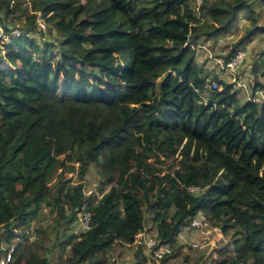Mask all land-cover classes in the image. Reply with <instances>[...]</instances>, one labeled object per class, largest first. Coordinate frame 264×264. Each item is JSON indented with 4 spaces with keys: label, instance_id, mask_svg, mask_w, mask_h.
<instances>
[{
    "label": "trees",
    "instance_id": "1",
    "mask_svg": "<svg viewBox=\"0 0 264 264\" xmlns=\"http://www.w3.org/2000/svg\"><path fill=\"white\" fill-rule=\"evenodd\" d=\"M38 12L58 58L39 42ZM0 14L21 31L0 49L7 264H107L132 246L131 264H264V50L247 99L197 57L201 37L232 31L241 15L250 25L224 64L264 40V0H0ZM91 167L109 186L102 195L85 192ZM46 205L55 227L30 241ZM83 212L89 228L68 233ZM199 214L223 237L191 258L178 236ZM144 234L172 252L155 257Z\"/></svg>",
    "mask_w": 264,
    "mask_h": 264
},
{
    "label": "rangeland",
    "instance_id": "2",
    "mask_svg": "<svg viewBox=\"0 0 264 264\" xmlns=\"http://www.w3.org/2000/svg\"><path fill=\"white\" fill-rule=\"evenodd\" d=\"M2 15V14H0ZM37 21L41 24L40 28L44 30V36H40L39 42L42 44L43 47H47L48 42H51L52 49L51 54L55 56V58L59 57V41L56 37L57 34L55 32H49L48 29H46L47 24L44 22L43 19L40 18V12H38ZM250 25V22L244 19L243 15H241L240 20L238 22V27L233 29L232 31H229L223 35H219L214 40H206L204 41V37H201V45L197 46V57L198 62L202 64L206 71H210L212 73H217L221 78L224 80H227L231 83H233L236 87V89L240 90V95L243 98H249L252 94V88L254 84V76H252V66L254 59L258 58L259 55L264 50V40L262 39L261 35H257L250 41L247 45L245 50L246 57L242 64H240L235 69H229L226 67V65L223 62V55H227L232 49H234L235 44L243 38L245 35V31ZM263 25V23H261ZM9 37H7L8 39ZM4 39L3 43H0V49L4 51V44L8 43V40ZM214 86V85H213ZM64 90V81L61 80L60 86H59V93L60 95L63 93ZM91 95H96L97 91L95 89H90ZM261 98H264V95H261ZM66 178H71L72 182H76L77 174H68ZM101 177L96 172L94 167H91L89 170L86 180H85V192L86 194L90 193H98L99 195H102L105 190L109 188V186H101ZM42 214V215H41ZM40 220L36 219L32 223V229L29 232L30 235V241H36L40 240L42 236L34 234V231L36 227L41 226L43 229L47 226H50V228L55 227L54 226V218L56 216V210L53 209L52 206H44L42 212L40 213ZM200 215V214H199ZM81 215H79L80 218ZM83 229L78 224V222L71 226L68 233L71 232H81ZM62 231V229H60ZM52 240L56 239V235L54 234V231L50 233ZM222 233L220 229H216L213 227H210L207 225L205 221L202 222V225L200 227H193L189 228L188 230L182 231L178 236V244L184 246V251L189 250V248H192L190 251L191 258H194L199 255V250H202L203 252H211L212 248L215 247L217 243H220L222 241ZM144 240V239H143ZM144 242V241H142ZM193 246V247H192ZM2 250H6L5 246H1ZM14 249V246H12L8 252L7 255L4 256L0 253V264H2V261H5V264H7V260L9 258V253H11ZM136 248L135 246L124 248L121 250L120 253H116L115 251H112L110 254V258L107 262V264H123L125 262H128L131 264L133 262V256ZM57 250L54 252H51V260H53V257L55 258V255H57ZM13 254V252H12ZM118 261V263H117ZM176 261V260H175ZM174 261V262H175ZM183 262L179 261L177 264H181ZM148 264H157L156 262H149Z\"/></svg>",
    "mask_w": 264,
    "mask_h": 264
},
{
    "label": "built area",
    "instance_id": "3",
    "mask_svg": "<svg viewBox=\"0 0 264 264\" xmlns=\"http://www.w3.org/2000/svg\"><path fill=\"white\" fill-rule=\"evenodd\" d=\"M196 6V8L199 7L200 4H202L203 0H192ZM198 11V10H197ZM39 25H41L39 23ZM21 31L18 28H13L11 31L7 32L5 30L4 24L0 21V38L2 39V41L4 39H7V37H18L20 36ZM9 38L7 40H9ZM246 54L245 52H243V50H240L236 56L226 64V67L229 69H235L236 67H238L240 64L243 63V61L245 60ZM214 85V86H213ZM212 87L216 88L217 84H213ZM195 189V188H192ZM80 218L78 219V224L81 226V228L83 230H86L89 228V224H90V213L89 212H83L82 214H80ZM204 221V217H202V215H198L196 218L193 219L192 222V226L193 227H200L202 225V222ZM144 236V243L145 246L147 248V250L151 251L155 257L162 259L164 258V256H166L167 254H170L172 252L171 247L168 244H163L160 240L156 239L153 236L150 235H143ZM13 252V251H12ZM11 253H9V258L7 261H9L11 259ZM6 259V258H5ZM4 259V260H5ZM2 261V264H5V261ZM118 263V261H117ZM123 264H129L128 262H125Z\"/></svg>",
    "mask_w": 264,
    "mask_h": 264
}]
</instances>
